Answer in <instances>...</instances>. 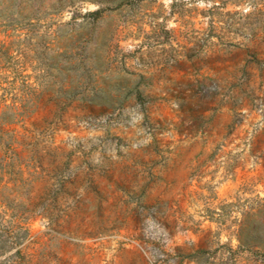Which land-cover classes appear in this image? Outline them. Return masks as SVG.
I'll return each instance as SVG.
<instances>
[{"label": "rangeland", "instance_id": "1", "mask_svg": "<svg viewBox=\"0 0 264 264\" xmlns=\"http://www.w3.org/2000/svg\"><path fill=\"white\" fill-rule=\"evenodd\" d=\"M262 80L264 0H0V264H264Z\"/></svg>", "mask_w": 264, "mask_h": 264}, {"label": "built area", "instance_id": "2", "mask_svg": "<svg viewBox=\"0 0 264 264\" xmlns=\"http://www.w3.org/2000/svg\"><path fill=\"white\" fill-rule=\"evenodd\" d=\"M250 95V102L247 104L244 101L238 110L240 118L243 120L242 131L239 136L229 137L227 143H249L257 129L264 125V80Z\"/></svg>", "mask_w": 264, "mask_h": 264}, {"label": "crops", "instance_id": "3", "mask_svg": "<svg viewBox=\"0 0 264 264\" xmlns=\"http://www.w3.org/2000/svg\"><path fill=\"white\" fill-rule=\"evenodd\" d=\"M181 101L184 106L182 108L181 117L186 116L185 119L190 121L192 129L196 128L198 130L200 122L203 121L204 118L208 121L213 114L212 105L214 102L210 98H208V100L204 99L199 93H196L192 87H190L187 94L181 92ZM188 105L190 107H188V109L185 108Z\"/></svg>", "mask_w": 264, "mask_h": 264}]
</instances>
